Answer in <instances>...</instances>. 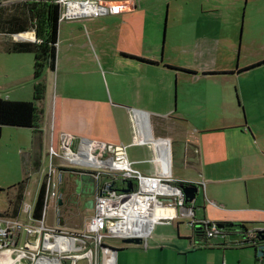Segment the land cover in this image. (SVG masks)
<instances>
[{
    "label": "crops",
    "instance_id": "obj_1",
    "mask_svg": "<svg viewBox=\"0 0 264 264\" xmlns=\"http://www.w3.org/2000/svg\"><path fill=\"white\" fill-rule=\"evenodd\" d=\"M257 1L253 0V4ZM135 11V2H129L118 14L131 15ZM84 38V47L93 48L90 36L85 35ZM135 38L141 41L142 36L137 33ZM151 38L152 41L156 40L153 36ZM212 38L214 42L209 43L202 53L218 54L220 64L170 69L176 74L177 99H174V107L170 99L163 100L165 106L161 111L142 106L143 100L147 102L145 106L155 102L156 94L150 87V75L160 68V64H151V62H158L156 56L124 52L130 57L123 56L125 69L122 73L131 74L130 77L136 80L134 84L126 85L124 89L134 97V103L123 100L115 102L105 96L87 98L71 96L68 98L70 105L68 113H65V106L62 104L58 116L55 112L54 117H51L50 134L47 130L48 126L45 127L49 117L45 105L48 83L43 79L46 83V92L44 100L39 104L43 110L39 122L42 132L41 149L44 150L47 147L48 134L50 142L51 139L54 140V137L58 139L61 132L69 133L77 140H98L102 143H110L112 147H129L135 153H132L130 160L127 158L128 161L136 170L149 175L156 173L157 170L156 165V169L144 167L145 164L153 162V145L162 150L161 163L167 166L169 173L170 153L167 140H170L171 144L182 140L184 165L190 171V176L172 179L198 185L204 184L205 197L202 203L197 204L195 200L190 204L194 209L195 220L207 223L245 224L248 232L263 229L264 54L257 52L253 57L252 50L255 46L259 47L261 39H256L254 42V39L249 36L246 41L242 39L240 42L239 38L236 49L232 40L226 39L224 45L225 38ZM29 39L31 38L25 40ZM12 40L19 41L14 37ZM60 43L61 38L58 32L57 68L60 66ZM99 44L100 42H97L100 54L99 58H94L96 64L94 70L97 80L101 81V73L97 65L103 60L101 56L103 49ZM244 48H246L245 61L242 64L233 65V52L236 49L238 55ZM221 53L223 55L220 58ZM0 54L10 58L8 61L11 60V62L24 60L18 54L6 53L4 44L1 42ZM164 69L169 70L166 67ZM11 70L10 76L5 78L0 86L10 92L15 91L27 78L21 73L19 67L13 65ZM144 74L147 75L145 78H143ZM233 89L236 94L235 103ZM10 92L3 99L12 101H32L30 99H33L32 89L14 96H9ZM247 106L249 112L245 115ZM135 113L138 114V118L135 117ZM244 115L247 116L246 120ZM137 119L141 122L142 130L138 129ZM157 119L165 120L166 126H163L164 128L160 126L155 132L154 128H148L147 122ZM256 121H260L261 126L254 124ZM138 130L143 137L140 143L138 140L141 134ZM29 131L33 133L32 130ZM160 131H164L165 135L160 134ZM173 137L177 139L172 141ZM156 140L166 143L160 141L161 148H159ZM188 146L194 150L195 159L190 156L191 153L187 154ZM31 150H33L32 142ZM125 151L127 157L128 152ZM26 163L30 170L33 158L29 157ZM65 183H68V179ZM201 189L202 187L198 191ZM90 211L89 218L93 214L92 210ZM174 222L166 225L171 226ZM187 224L191 228L188 234L178 233L179 224L177 223L176 234L170 236L154 235L153 229L147 240V248L134 245L114 246L117 250L115 264H255L258 257L257 248L249 243H242L240 234L228 233L225 237L209 240V245L206 247H198L196 244L198 240L193 236L190 220H187ZM39 264H59V261L50 259Z\"/></svg>",
    "mask_w": 264,
    "mask_h": 264
},
{
    "label": "rangeland",
    "instance_id": "obj_2",
    "mask_svg": "<svg viewBox=\"0 0 264 264\" xmlns=\"http://www.w3.org/2000/svg\"><path fill=\"white\" fill-rule=\"evenodd\" d=\"M5 1H9V3L15 2V0ZM125 1L127 5L129 2H135L136 11L131 15L114 13L98 18H76L61 21L59 25L61 38L60 66L59 68L56 67L55 72L52 73L49 70H45L42 75V78L48 83L47 102L45 105L49 117L45 122V127L48 126L49 134L51 132V117H54L55 112L58 116L62 104L65 106V113H68L70 109L68 98L71 96L84 98L105 96L115 102L123 100L134 103V97L124 89L126 85L134 84L136 81L130 77L131 74L122 73L125 69L123 56L130 57L125 55L124 52L156 56L160 63V68L150 75V87L156 94L155 102L145 106L144 104H147V102L143 100L142 106L150 110L161 111L165 106L163 100L170 99L174 107V99H177L176 74L171 72L170 69L173 70L176 67L198 68L202 65L212 66L220 64L218 54L208 55L207 52L205 54L202 53L205 47L209 46V43L214 42L212 37L225 38L223 41L224 45L226 39L228 41L232 40L236 49L239 38L240 42H242V39L246 41L249 36L254 39V42L256 39H261V42H264V0H258L254 4L253 0H250L249 3L248 0ZM122 6L125 7L124 4ZM12 8L8 7L7 9ZM137 33L142 36L141 41L135 38ZM25 34H28V37L31 36V39L34 37L33 33ZM85 35L90 36L93 48L84 47ZM152 36L156 38L155 41L151 40ZM7 38L12 39L13 36L0 35V42L4 44ZM96 41L100 42L99 45H102L103 49L101 53L103 60L97 65V69L99 67L98 70L101 73V81L97 80L94 70L96 68L95 59L99 58L100 54ZM261 42L259 47H253V57L257 52L264 54V43ZM183 49L185 50L184 52ZM236 49L232 55L233 65L242 64L245 61L246 48L243 49V52L240 51L238 55ZM18 55L24 60L11 62V60L8 61L10 58L0 54V86L5 81V78L10 76L13 65L19 67L21 73L27 76L15 91L12 90L10 92L7 91L8 89L0 87V98L2 99L7 97L8 92L11 93L9 96H14L25 91L29 92L30 89L33 91L34 57L32 54ZM222 55L223 53L219 54V57L221 58ZM131 65L138 67L137 65ZM165 67L169 68V70L164 69ZM145 75H143V78H145ZM235 96L233 89L234 103L236 102ZM248 108L247 106L245 115L249 112ZM246 119L247 116H245ZM157 120L147 122L148 128H154L155 132L158 131L160 126H166L165 120ZM132 124L134 123L132 122ZM254 124L261 126L260 121H256ZM138 125L140 127L139 123ZM49 134L46 148H48L49 144ZM160 134L165 135V132L163 131ZM32 138L33 133L26 129L13 127H3L2 129L0 138V216L12 215L10 202L16 194L17 184L22 181L27 172L29 173V180L25 189L24 201L17 217L20 220L27 221L26 214L22 212V208L25 204L33 206L35 203L40 184L45 178H43V173L41 177V172L46 171L49 160L46 154L48 149L44 147L45 149L42 150V148L41 152L38 150V154L41 155L39 173H35L33 167L30 170L28 169L26 160L29 157L34 158L33 150H31ZM174 139L175 137H173L172 141ZM54 141L57 142L58 139L54 137ZM167 142L170 153L169 176L171 178L190 176V171L184 165L183 141L178 140L174 143L172 142V144L170 140H167ZM54 145L56 146V144ZM158 146L161 148L160 141H158ZM190 147H187V154L191 153L190 156L194 158L196 154ZM126 150L129 154H127V158L130 160L132 153L135 152L129 147H126ZM160 153L162 159L163 152L161 149ZM144 167L156 169L153 162L145 164ZM68 178V174L65 173L60 184L61 187L64 186V182ZM196 197V203L201 204L203 197H205L202 189L198 191ZM45 213V225L47 227L62 230L69 234H79L85 229L91 211L71 210L68 213H63L54 204L50 203L47 205ZM81 223L83 224L82 228L80 227ZM176 223L179 224L178 233H190L191 228L188 226L187 220H177L171 226H169L170 224L159 223L155 225L153 233L163 237L176 234ZM26 239V237L20 236L17 239L19 241L18 247H21ZM105 242L108 246L122 245L120 240L106 239ZM78 245L80 246V243ZM44 254L49 257L57 256V254H52L51 252H45ZM75 254H80V252ZM38 256H41V254L36 255L33 259L34 262H37ZM12 258L14 259L15 255ZM7 261L2 259L1 263L11 264L13 260L8 259ZM30 262L32 260L25 259L20 264H29ZM77 264H86V261L81 260Z\"/></svg>",
    "mask_w": 264,
    "mask_h": 264
},
{
    "label": "built area",
    "instance_id": "obj_3",
    "mask_svg": "<svg viewBox=\"0 0 264 264\" xmlns=\"http://www.w3.org/2000/svg\"><path fill=\"white\" fill-rule=\"evenodd\" d=\"M56 2L61 7L60 22L66 19L98 18L119 13L125 8L122 4L127 6L125 0H56ZM135 117H139L137 113ZM136 122L140 130L138 123L141 122L138 119ZM142 140L141 134L139 143ZM47 149L48 167L43 172L45 209L50 203L59 208L58 202L62 197L60 184L65 173H91L96 180L93 214L88 219L85 229L79 234H69L47 227L45 209L42 219H34V205L25 204L22 208L27 221L18 217L0 216V262L2 259L3 261L10 259L13 260L12 264H20L25 259H30L32 262L29 264H39L44 260L57 259L59 264H77L81 260L86 261V264H115L117 250L114 246H108L106 239L120 240L122 245L127 246L133 244H126V240L138 239L140 243L134 246L147 248V240L155 225L159 223L170 224L177 220H190L191 227L207 225L206 221L195 220L194 209L186 203L181 188L174 185L175 180L169 176L167 166L162 165L160 150L154 145L153 162L157 170L156 173L149 175L142 174L133 167L126 157V148L123 146L112 147L89 139L77 140L69 133L61 132L58 141L51 139ZM130 182L132 187L127 190ZM193 184L198 189L202 187L203 191L205 190L204 184ZM158 211L166 214L155 216V212ZM258 232L264 233V228L241 235L242 243H249L256 248L263 245L264 251V241L260 244ZM225 235L222 229L212 223L210 227H206L202 238L196 244L198 247H206L209 240ZM20 236L27 239L18 247L17 239ZM58 240L61 244H58ZM45 252L57 256L49 257L44 254ZM77 252L80 254H75ZM39 254L41 256L34 262L33 259ZM255 264H264V254L257 257Z\"/></svg>",
    "mask_w": 264,
    "mask_h": 264
},
{
    "label": "trees",
    "instance_id": "obj_4",
    "mask_svg": "<svg viewBox=\"0 0 264 264\" xmlns=\"http://www.w3.org/2000/svg\"><path fill=\"white\" fill-rule=\"evenodd\" d=\"M8 7L13 8L7 9ZM60 12L61 7L56 0H15L13 3L0 0V35L12 37L17 34L30 32L33 33L35 37L34 41H13L7 38L4 42V51L6 53L32 54L34 57L32 101H12L0 98V138L3 127L32 130L34 153L32 167L34 168V172L39 171L41 159V155L38 154L41 152L42 146V132L39 127V122L43 115V110L39 107V104L44 100L46 92V84L42 75L45 70H49L50 72H55L56 70ZM138 60L145 61L144 59ZM151 64L160 63L151 62ZM38 150L40 151L38 152ZM28 180L29 173L27 172L22 181L16 186V194L14 199L10 202L12 207V215L10 217L16 218L19 214L24 201ZM114 185H116V183H114ZM174 185L180 188L195 187L193 183L181 181H175ZM75 188L76 185L73 180L68 181V183L64 182V186L60 188L62 197L59 209L63 211V213H68L71 210L86 211L84 209V203L78 200L75 201L72 197ZM44 209L45 181H42L34 203L33 218L36 220L42 219ZM229 224H232V227L222 228L225 234L235 233L245 235L248 233L245 224ZM211 225L212 223L201 225V227L193 226V236L197 240H200L206 227H210ZM80 227H83L82 223Z\"/></svg>",
    "mask_w": 264,
    "mask_h": 264
},
{
    "label": "water",
    "instance_id": "obj_5",
    "mask_svg": "<svg viewBox=\"0 0 264 264\" xmlns=\"http://www.w3.org/2000/svg\"><path fill=\"white\" fill-rule=\"evenodd\" d=\"M25 34V33H23ZM23 34H17L14 35L13 37L16 40H21L24 41L27 39L26 37L23 36ZM35 37L32 39H29V41H34ZM162 141V140H159ZM165 142V141H164ZM74 183L76 185V192L80 195V200L84 203V209L85 210H92L94 206V196L96 193V180L92 176L91 173H82L74 180ZM132 183H128V188L127 190L131 189ZM184 196H185V201L186 203L192 204L196 200V196L198 193V188L197 187H185L181 188ZM58 204H61V200H59ZM216 226L220 229L222 228H230L232 227V224L229 223H218ZM258 240L259 242L264 241V233L258 232ZM126 244H133V245H138L140 241L138 239H128L125 241ZM117 252V251H116ZM264 251H263V245H259L257 247V256L261 257L263 256Z\"/></svg>",
    "mask_w": 264,
    "mask_h": 264
},
{
    "label": "flooded vegetation",
    "instance_id": "obj_6",
    "mask_svg": "<svg viewBox=\"0 0 264 264\" xmlns=\"http://www.w3.org/2000/svg\"><path fill=\"white\" fill-rule=\"evenodd\" d=\"M68 174V176H69V178H68V181H74L76 178H78V176L80 175L79 173H76V172H71V173H67ZM61 193V192H60ZM72 197H73V199L75 200V201H81L80 200V195L76 192V188H75V192H74V194L72 195ZM260 244H262V242L260 243Z\"/></svg>",
    "mask_w": 264,
    "mask_h": 264
},
{
    "label": "bare ground",
    "instance_id": "obj_7",
    "mask_svg": "<svg viewBox=\"0 0 264 264\" xmlns=\"http://www.w3.org/2000/svg\"><path fill=\"white\" fill-rule=\"evenodd\" d=\"M75 7V6H77V5H72V7ZM24 37H27V38H30V37H28V34H24L23 35ZM166 213L165 212H155V216H161V215H165ZM58 244H61V242H59V240H58ZM72 244H73V242L71 241V249H73V247H72ZM7 261V260H6ZM8 262V261H7ZM4 263V262H3ZM0 264H2L1 262H0ZM12 264V263H11Z\"/></svg>",
    "mask_w": 264,
    "mask_h": 264
}]
</instances>
